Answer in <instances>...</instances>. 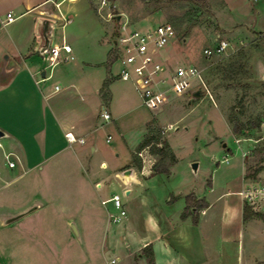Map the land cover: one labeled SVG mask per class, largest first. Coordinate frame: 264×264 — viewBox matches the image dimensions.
Segmentation results:
<instances>
[{
	"label": "rangeland",
	"instance_id": "374dc122",
	"mask_svg": "<svg viewBox=\"0 0 264 264\" xmlns=\"http://www.w3.org/2000/svg\"><path fill=\"white\" fill-rule=\"evenodd\" d=\"M108 1L109 7L97 11L99 16L106 17L108 11L113 16L124 13L130 23L147 18L143 26L170 22L175 34L166 45L154 50L155 58L162 60L168 54L172 64H193L199 70V76L194 77L188 91L170 94L172 97L158 109L150 110L142 103L141 109L147 116L154 115L147 124L145 136H153L152 145L155 146L163 147L166 142L164 149L174 154L175 161L169 165V157L162 159L160 154L151 152V148L142 150L140 155L132 152L142 138L140 131L130 132L125 138L110 126V142L105 140L107 133L100 131L98 149L91 159L93 167L102 170L97 177H105L116 167H125L120 171L134 169L136 179L134 174L133 181L130 184L127 181L124 188L117 176L110 174L95 188L89 182L79 185L65 177L62 184L48 187L50 193L65 196V205L68 203L70 210L77 211L75 216L78 210L90 209L82 218L92 227L84 240L85 243L91 241L95 248L84 249L80 237L62 225V217L49 219L51 224L46 217L40 231L33 233L31 230L27 234L17 230L18 240L12 251L17 264H29L28 261L41 264L42 260L44 264H90L89 258L96 259L98 264H106V261L108 264H151L142 249L126 251L125 245L134 235L131 228L153 237L160 227L172 222L171 215L169 219L165 216L172 209L163 203L166 188H169L166 195L171 191L180 194L188 190L198 197L205 196L211 204L206 217L218 213L223 201L228 199H240L242 206L248 204L255 211L264 213V196L255 193L256 189L264 187V38L261 34L264 32V14L260 11L255 25L226 26L224 24L234 18L225 16L222 19L217 1ZM91 2L97 8L100 0ZM252 10L256 11L255 6ZM113 16L109 19L115 33ZM57 31L60 34V30ZM219 38H226L229 47L222 53L206 56L203 49L214 45ZM111 54L116 57V49L113 48ZM114 69H119L117 62ZM240 124L244 128L234 133ZM100 159L107 161L105 170L99 168ZM194 162L196 168L192 166ZM155 163L162 167L168 165L166 175H150ZM121 172L117 174L121 176ZM114 192L120 194L126 210V215L116 222L112 219L117 212L113 201H101ZM44 210L50 211V208ZM72 218L78 220V217ZM238 226L239 221L232 224L235 228L231 230ZM243 226V235L224 241V230L210 219L205 226L204 243L200 235L193 233L185 242L188 248L180 247L185 260L189 259L190 264H245L241 263L242 258L243 261L247 257L264 259V220L251 217ZM112 227L116 238L114 246L106 242ZM238 239L240 248H237ZM84 245L90 248L89 244ZM95 249L98 250L94 252ZM124 252L125 256L121 255Z\"/></svg>",
	"mask_w": 264,
	"mask_h": 264
},
{
	"label": "crops",
	"instance_id": "0c3cea01",
	"mask_svg": "<svg viewBox=\"0 0 264 264\" xmlns=\"http://www.w3.org/2000/svg\"><path fill=\"white\" fill-rule=\"evenodd\" d=\"M209 1L220 4L222 19L225 16L234 18L229 24H224L226 26L255 25L264 7V0L256 3L252 0ZM8 11H12L14 18L5 22ZM146 19L142 18L133 25L143 26ZM110 21L108 17L97 14L91 0H0V129L3 131L0 136V264H13L14 261L17 264V257L12 252L18 240L17 230L27 234L31 230L33 233L40 231L46 217L49 224V219L62 217V225L80 237L84 249L95 248L91 241L85 243L84 240L92 227L82 218L90 209L78 210L75 216L77 211L74 213L70 210L71 205H65V196L50 193L48 187L58 186L63 178L69 177L79 185L89 182L98 188V182L110 174L117 176L124 188L128 184L118 175L125 167H114L105 177L98 178L102 170L94 168L91 162L98 149L100 131L107 133V142L111 141V136L107 140L110 126L125 138L130 132L140 131L142 138L133 152L146 135L147 124L154 116H147L141 109L142 101L134 84L116 75L119 69H114V63L117 62L120 68V62L111 56L115 33ZM45 32L51 45L69 43L73 58L51 67L40 51L45 42ZM170 59L168 54L163 56L170 66L178 65L172 64ZM102 106L111 114L107 121L99 114ZM66 132H72L76 139L69 141ZM8 151L15 155L13 167L5 163L4 153ZM107 165L106 160L100 159L99 168L105 170ZM130 170L136 179L134 169ZM153 174L166 175L164 172L150 175ZM168 189L164 191L163 203L172 208L165 213L167 219L172 216V222L160 227L153 237L131 228L134 235L125 245L126 251L142 249L144 253V246L150 242L153 264H190L182 251L188 248L185 242L196 233L204 243L205 226L210 219L224 230V241H231L233 236L243 235V224L251 217H257L243 219L240 199L223 201L218 213L213 212L206 217L211 204L203 196L208 205L198 211V221L194 223L191 214L181 217L185 195L189 191L180 194L171 191L166 195ZM171 195L174 196L172 200ZM45 207L50 211H45ZM72 217H78V220ZM237 221L239 226L231 230ZM106 228L104 225V230ZM113 231L114 227L106 238L111 246L116 242ZM250 236H253L252 232ZM84 244H89L90 248ZM237 248H240V239L237 240ZM121 255L125 256V252ZM217 256L220 258L219 253ZM88 260L90 264H98L96 259ZM263 261L247 257L245 261L242 258L241 263L259 264ZM40 262L44 264L43 260Z\"/></svg>",
	"mask_w": 264,
	"mask_h": 264
},
{
	"label": "built area",
	"instance_id": "2783aa9c",
	"mask_svg": "<svg viewBox=\"0 0 264 264\" xmlns=\"http://www.w3.org/2000/svg\"><path fill=\"white\" fill-rule=\"evenodd\" d=\"M252 1L257 2V0ZM109 5L108 0H100L97 11L104 6L109 7ZM106 14L108 18L113 16L111 11ZM120 14V21L113 42V48L116 49L117 53L116 59L120 62L117 77L131 81L142 103L150 110L158 109L166 102L170 94L180 95L188 91L192 86L194 77L199 76L198 68L193 64L170 66L165 60H158L154 56V50L166 45L175 34L173 25L168 21H161L148 26H133V23L128 21L124 13ZM13 18L12 11H8L5 22ZM229 45L230 43L226 38H219L214 45L205 47L203 53L206 56L222 53ZM41 55L51 67L73 58L69 43L48 44L41 51ZM55 89H58V85H55ZM99 114L106 121L111 118V114L105 106L101 107ZM66 137L69 141L76 139L72 132H66ZM109 139L110 135L107 136V140ZM13 156L15 157L11 151L4 153L5 163L8 167H13L16 164ZM257 192L264 196V187L256 189L255 193ZM108 199L113 201L117 210L114 215L111 214L113 221L121 220L126 215V210L123 207L120 194L113 193ZM105 200L107 199L102 200V202Z\"/></svg>",
	"mask_w": 264,
	"mask_h": 264
},
{
	"label": "trees",
	"instance_id": "16d2710c",
	"mask_svg": "<svg viewBox=\"0 0 264 264\" xmlns=\"http://www.w3.org/2000/svg\"><path fill=\"white\" fill-rule=\"evenodd\" d=\"M264 38V32L261 33ZM244 128L242 124H240L236 129L233 130L234 133H239L241 129ZM154 137L153 136H144L142 141L138 144L137 149L134 151L136 155L139 154V152L142 149L148 148V151L150 148L152 149L151 152L158 153L161 155V158L169 157V165L172 164L175 161L174 154L171 151H168L164 149V147L167 146V143L164 142L163 147L152 145L154 144ZM140 155V154H139ZM138 162V161H137ZM138 166H140V162H138ZM152 173H158V172H168V165L166 166H158L156 163L152 165L151 167ZM174 198L173 195L170 196V199L172 200ZM208 202L204 197L198 198L193 192H189L185 195V206L183 208V211L181 212V217H185L189 214L192 216V221L196 223L198 221V211L207 206ZM257 216L264 220V213L260 211H255L252 209V207L248 204L243 205V219H247L250 216ZM144 251L147 253V260L149 263L153 264V257H152V247L151 243H147L144 246Z\"/></svg>",
	"mask_w": 264,
	"mask_h": 264
},
{
	"label": "water",
	"instance_id": "95a60500",
	"mask_svg": "<svg viewBox=\"0 0 264 264\" xmlns=\"http://www.w3.org/2000/svg\"><path fill=\"white\" fill-rule=\"evenodd\" d=\"M120 17H121V14H120V13H117V14H115V15L113 16V18H114V20H115V32H116L117 29H118V25H119ZM44 38H45V42H44L43 45L41 46L40 51H42L44 48H46V47L48 46V44H49L48 33H46V32L44 33ZM2 134H3V131L0 129V136H1ZM192 166H193V168H196L197 163H196V162L192 163ZM72 225H73V224H72ZM73 228H74V230H76L74 225H73Z\"/></svg>",
	"mask_w": 264,
	"mask_h": 264
},
{
	"label": "bare ground",
	"instance_id": "6f19581e",
	"mask_svg": "<svg viewBox=\"0 0 264 264\" xmlns=\"http://www.w3.org/2000/svg\"><path fill=\"white\" fill-rule=\"evenodd\" d=\"M133 171L130 172H121V176L128 182H130L131 180H133Z\"/></svg>",
	"mask_w": 264,
	"mask_h": 264
}]
</instances>
